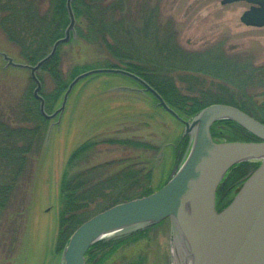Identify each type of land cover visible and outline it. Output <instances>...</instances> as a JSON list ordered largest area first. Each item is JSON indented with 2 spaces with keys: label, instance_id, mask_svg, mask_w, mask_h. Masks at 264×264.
<instances>
[{
  "label": "trees",
  "instance_id": "16d2710c",
  "mask_svg": "<svg viewBox=\"0 0 264 264\" xmlns=\"http://www.w3.org/2000/svg\"><path fill=\"white\" fill-rule=\"evenodd\" d=\"M127 2L71 0L75 17L74 34L65 44L78 46L83 42L95 49L99 59L73 64L65 72L62 67L63 44L58 46L54 56L36 72L46 113L50 114L60 106L68 84L80 73L94 68H118L142 78L183 120L192 118L212 103H223L264 123V101H257L236 82V76L239 75L251 81L257 78L261 85L260 80L264 81V64L251 67L246 62L227 59L217 49L205 54L177 49L171 35L160 31L157 8H149V0H135V11L126 9ZM68 23L66 0H0V31L16 48L19 61L24 64L34 65L42 59L53 43L64 36ZM206 82H210L211 88L204 90ZM26 83L15 104L7 103L6 112L0 109V216L9 203L27 159L43 142L48 125V120L40 114L39 102L33 97L35 84L30 76ZM230 86L236 89L235 93L230 91ZM158 108L165 112L161 107ZM216 124L222 126L214 128L213 125V137L228 139L227 136L234 135L236 131L240 134L237 137L241 136L239 141L255 139L232 121L223 120ZM186 140L187 136L178 137L173 146V158L183 153ZM116 142L134 148L141 146L144 150L154 149L145 142ZM96 144L97 141H84L70 153L65 162L58 185L56 246L59 250L72 232L93 215L117 203L146 196L165 183L161 182L153 188L152 171L137 169L134 165L112 174L108 173V162L87 165ZM257 165L241 163L238 166L254 169ZM149 228L93 244L86 254V264H96L97 254L100 253L96 248L112 244L111 252L108 253L110 255L117 247L140 240Z\"/></svg>",
  "mask_w": 264,
  "mask_h": 264
},
{
  "label": "rangeland",
  "instance_id": "374dc122",
  "mask_svg": "<svg viewBox=\"0 0 264 264\" xmlns=\"http://www.w3.org/2000/svg\"><path fill=\"white\" fill-rule=\"evenodd\" d=\"M134 1L128 0L126 9L135 11ZM220 1L149 0L148 4L149 8H157L160 31L171 35L177 49L192 54H205L217 49L227 59L246 62L251 67L264 64V27L246 26L239 20L250 4L239 1L222 5ZM70 46L63 44L62 48L65 72L73 64L99 59L95 49L83 42ZM3 54L16 63H22L16 48L0 31V109L6 112L7 103L15 104L22 95L30 75L27 69L7 65ZM244 77L236 76V82L257 101L263 102L264 81L260 80V85L257 78L251 81ZM80 81L70 91L63 112L48 121L43 142L27 159L9 203L0 216V264H61L63 247L59 250L56 246L58 185L66 160L79 144L97 141L87 165L108 162L109 174L129 165L152 171L153 188L161 182L166 183L189 150L191 139L189 134H183V124L158 108L156 100L142 92L131 78L99 73ZM232 86L229 89L235 93ZM209 87L210 82H206L203 89ZM221 126L214 124V128ZM180 135L187 136V144L183 153L173 158V146ZM238 135L235 131L234 135L227 136L228 139L212 138L215 142H223L239 140L241 136ZM108 139L109 142H104ZM117 140L145 142L154 149L134 148ZM238 165L233 167V171L229 170L231 179L218 191L216 208L219 210L224 205L220 195L227 186H240L249 176L250 168ZM178 243V233L166 219L151 225L137 242L117 247L110 255L112 244L96 248L100 251L96 264L98 261V264H177Z\"/></svg>",
  "mask_w": 264,
  "mask_h": 264
},
{
  "label": "water",
  "instance_id": "95a60500",
  "mask_svg": "<svg viewBox=\"0 0 264 264\" xmlns=\"http://www.w3.org/2000/svg\"><path fill=\"white\" fill-rule=\"evenodd\" d=\"M244 1L250 4L239 20L252 27H264V0H221L222 5ZM69 23L64 36L34 65L16 63L3 54L7 65L29 70L39 102L40 114L53 119L63 112L70 91L92 74H121L150 93L156 104L184 126L190 147L183 163L158 190L117 203L81 223L70 235L61 253V264H85L92 244L106 237L134 232L169 219L180 244L177 264H264V123L240 109L223 103L204 107L189 120L181 119L160 94L137 75L118 68H95L77 75L63 94L60 106L51 114L44 110L36 71L55 54L59 45L74 34L75 17L71 0H66ZM232 121L256 138L254 141L215 142L211 127L218 121ZM258 162L232 200L216 210V190L235 165Z\"/></svg>",
  "mask_w": 264,
  "mask_h": 264
},
{
  "label": "flooded vegetation",
  "instance_id": "af4514ba",
  "mask_svg": "<svg viewBox=\"0 0 264 264\" xmlns=\"http://www.w3.org/2000/svg\"><path fill=\"white\" fill-rule=\"evenodd\" d=\"M253 169L250 168L249 170V174L251 173ZM232 171H233V168H232ZM231 172H228L226 174V176L224 177V179L220 182L217 190H216V194H215V201L217 202V198H218V191L219 189H221L222 185L223 184H226L227 181H229L231 178ZM246 179V178H245ZM239 186H235L234 184H229L227 186V188L225 189V192H223L221 195H220V198H222L221 201H223V207L226 206L233 198V196L235 195L236 191L238 190ZM222 207V208H223ZM221 209V208H220ZM219 210V209H218Z\"/></svg>",
  "mask_w": 264,
  "mask_h": 264
}]
</instances>
